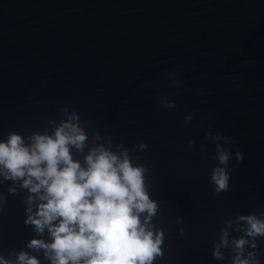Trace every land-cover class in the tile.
Wrapping results in <instances>:
<instances>
[{"label":"water","instance_id":"1","mask_svg":"<svg viewBox=\"0 0 264 264\" xmlns=\"http://www.w3.org/2000/svg\"><path fill=\"white\" fill-rule=\"evenodd\" d=\"M0 264H264V0H0Z\"/></svg>","mask_w":264,"mask_h":264}]
</instances>
